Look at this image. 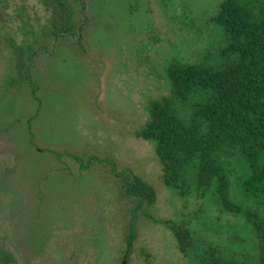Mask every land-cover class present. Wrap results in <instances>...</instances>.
Listing matches in <instances>:
<instances>
[{"label":"rangeland","instance_id":"rangeland-1","mask_svg":"<svg viewBox=\"0 0 264 264\" xmlns=\"http://www.w3.org/2000/svg\"><path fill=\"white\" fill-rule=\"evenodd\" d=\"M67 1L85 29L55 43L41 37L53 15L43 0H0V246L9 264H120L132 234L128 264H187L164 219L195 220L199 234L256 264L251 221L167 188L154 144L136 134L149 102L169 91L168 65L223 45L214 20L223 0H84L83 13L81 0ZM41 43L56 44L53 54ZM29 46L37 94L19 73ZM132 172L157 191L136 212L120 191Z\"/></svg>","mask_w":264,"mask_h":264},{"label":"trees","instance_id":"trees-1","mask_svg":"<svg viewBox=\"0 0 264 264\" xmlns=\"http://www.w3.org/2000/svg\"><path fill=\"white\" fill-rule=\"evenodd\" d=\"M44 1L54 9L53 34H76L69 2ZM214 20L223 45L199 60L168 65L169 91L149 102L136 134L154 144L167 188L181 197L214 198L222 211L251 221L253 258L264 264V0H223ZM235 177L239 201L232 194ZM120 191L134 199L135 212L157 201L156 188L134 172L122 179ZM192 221L163 220L187 264H247L199 234ZM133 235H127V258ZM11 260L0 246V264Z\"/></svg>","mask_w":264,"mask_h":264},{"label":"flooded vegetation","instance_id":"flooded-vegetation-1","mask_svg":"<svg viewBox=\"0 0 264 264\" xmlns=\"http://www.w3.org/2000/svg\"><path fill=\"white\" fill-rule=\"evenodd\" d=\"M44 1V0H43ZM45 2V1H44ZM1 4H2V2H0ZM84 3V0H81V4H83ZM0 4V5H1ZM45 4L46 5H48L49 7H51L52 8V10L54 11V9H53V7L51 6V5H49V4H47L46 2H45ZM3 6H0V7H2V9H0V16H1V18L2 19H4L5 17H3L2 15H1V10L2 11H5L6 10V8H3V7H7L8 5H4V4H2ZM83 7L84 6H81V10H82V13H83V11H84V9H83ZM17 9H18V14H19V16H20V18L22 19V18H24L25 16H26V14H25V12H23L24 10H25V8H24V6H22V5H20V6H18L17 7ZM52 17H53V15H52ZM52 21V20H51ZM83 22L84 23H81L79 26H78V28L76 29V34H78V37H79V32H78V29L79 28H81V25H83V30H82V36H83V32H84V29H85V23H86V17H85V15H84V19H83ZM26 28H28V26L26 27ZM3 29H4V27L2 26V25H0V43L3 41ZM32 30V29H31ZM53 28H52V25H50V31H47V33H43L42 35H41V37H51V36H53L54 37V39H55V43H57V41H59V39L60 38H63V37H56L54 34H53ZM31 34H33L34 36H36L35 34H36V32L35 31H29ZM78 32V33H77ZM76 34H69V36H74V35H76ZM6 36V35H5ZM33 36V37H34ZM68 36V37H69ZM15 37H17V36H12V35H9V36H7V37H5L7 40H9V41H14V43H18V41H16V40H14V38ZM80 38V37H79ZM29 40H31V38H29ZM36 40H37V38H36ZM26 41H27V39H25L24 40V43H26ZM34 43H35V41H34ZM69 43H70V41H69ZM79 43H77L75 46V48L77 49V50H80L81 48L79 47V46H77ZM79 45H81V44H79ZM55 46H56V44H55ZM55 46H54V48L53 47H51L52 49H50V50H48V47H47V44H42L41 43V46H39V48H40V50H43L45 53H49L50 55L51 54H53L52 52L54 51V49H55ZM72 47V46H71ZM29 49H27V51H26V55H27V64H26V66L24 67V68H22V70L21 71H19V73L22 75V76H24L25 78H26V80L29 82V84H30V87L32 88L31 89V92H32V94H37V92H38V85H36V83L34 82V80H33V76H32V73H31V67L32 66H30V62L33 60V57L37 54V49L36 48H33V47H31V46H29L28 47ZM19 49H21V51L19 52V57L18 58H22L23 57V52H22V47H19ZM82 50V49H81ZM17 58V57H16ZM23 65V63H18V66L19 67H21ZM130 254V253H129ZM124 258H126L127 260H129V256H128V258L127 257H125L124 256ZM122 260V259H121ZM120 264H122V261H121V263Z\"/></svg>","mask_w":264,"mask_h":264},{"label":"water","instance_id":"water-1","mask_svg":"<svg viewBox=\"0 0 264 264\" xmlns=\"http://www.w3.org/2000/svg\"><path fill=\"white\" fill-rule=\"evenodd\" d=\"M122 264H128L127 259H123Z\"/></svg>","mask_w":264,"mask_h":264}]
</instances>
